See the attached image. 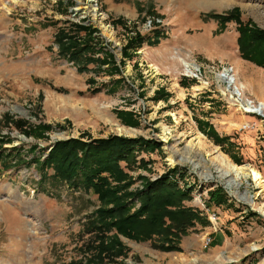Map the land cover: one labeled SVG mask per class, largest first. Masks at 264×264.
I'll return each mask as SVG.
<instances>
[{"label":"rangeland","instance_id":"1","mask_svg":"<svg viewBox=\"0 0 264 264\" xmlns=\"http://www.w3.org/2000/svg\"><path fill=\"white\" fill-rule=\"evenodd\" d=\"M235 7L249 27L264 30V0H0V264H264V191L249 177L228 184L204 153L217 148L264 179V118L248 112L235 94L240 89L264 106V65L242 56L235 20L208 15ZM70 21L96 29L92 35L114 54L119 72L107 66L98 74L77 72L58 54L55 34ZM155 29L158 44L134 43L122 55L136 33L152 37ZM253 51L261 57L264 45ZM188 62L196 71H186ZM224 68H232L234 83H221L230 78ZM4 115L24 120L27 128L49 127L42 137L25 135ZM117 125L135 131L119 134ZM214 133L227 141L215 142ZM110 134L161 141L159 149L136 150L129 167L121 163L131 179L128 190L141 191L146 181L175 168L177 187L191 188L183 204L199 218L168 242L156 234L145 240L117 234L122 254L96 257L88 245L98 239L88 223L102 206L97 194L84 189L81 175L72 185L51 168L41 174L33 160L43 159L56 140ZM218 186L229 205L208 206ZM200 195L203 207L194 200ZM126 203L130 212L140 207L137 196ZM161 243L174 248L161 249Z\"/></svg>","mask_w":264,"mask_h":264},{"label":"trees","instance_id":"2","mask_svg":"<svg viewBox=\"0 0 264 264\" xmlns=\"http://www.w3.org/2000/svg\"><path fill=\"white\" fill-rule=\"evenodd\" d=\"M208 15L222 23L235 20L239 24L238 44L242 56L264 65V52L261 57H257L253 51L256 44L264 45V30L249 27L246 22L241 20L236 7L226 14L209 13ZM119 20L121 18H118L116 22ZM69 25L67 29H58L54 39L57 41L58 54L72 62L77 72L92 71L98 74L105 70L103 66H107L106 68L112 72L120 71L114 54L103 49L104 47L92 35L96 31L94 27L74 21H70ZM160 34L161 32L158 30L154 31L152 37L136 33L123 47L122 55L127 56L126 49L134 43L138 46L142 42H147L148 45L158 44ZM122 81L123 77L114 79L115 84H120ZM87 82L91 86L95 83V79L89 77ZM88 90L91 93H96L100 91V87H88ZM108 90L111 91L112 88ZM118 114L121 116L131 115L130 112L124 111H118ZM4 119L6 122L12 123L23 134H32L35 137H42V132L49 127L47 124H38L35 127L27 128L26 122L22 119H12L7 115H4ZM82 138L83 136L56 140L51 145L48 154L43 159L35 158L33 163L41 174L45 169L51 168L54 170L55 178L66 180L72 185L78 184L76 178L81 175L80 181L84 189L97 194L102 206L95 211L88 223V230L95 231V236L98 239L96 245H88V247L94 248L96 257H101L104 252L113 256L122 254L121 241L117 234L135 240H145L156 234L161 235L168 242V236L172 232H185L186 227L192 225L199 218L195 211L183 204L185 200L189 199L191 188L182 191L177 187L172 177L175 168L161 174L156 180L146 181L141 191L131 192L128 190L131 179L121 163L123 162L129 167L135 163L136 150L159 149L162 145L161 141L142 136L127 137L116 134L99 138L90 137L86 140ZM212 138L220 144L228 139L227 136L220 137L217 133H214ZM35 148L37 145L33 146V149ZM231 156L237 163H242L239 157ZM140 163L143 165L144 160L140 159ZM132 195L137 196L140 200V207L134 212H130L126 203V198ZM212 203L216 206L224 203L229 205L219 186L209 192L207 205L210 206ZM253 214L255 212H249L250 216ZM112 230L116 236L112 235L113 237L106 243V235ZM158 247L164 250L174 248L170 244L162 243Z\"/></svg>","mask_w":264,"mask_h":264},{"label":"bare ground","instance_id":"3","mask_svg":"<svg viewBox=\"0 0 264 264\" xmlns=\"http://www.w3.org/2000/svg\"><path fill=\"white\" fill-rule=\"evenodd\" d=\"M224 79L220 80L221 82ZM198 88V87H197ZM264 102V101H263ZM115 131L119 134H128L132 135L134 133V129L125 128L117 125ZM200 136H202L199 133ZM196 149V148H195ZM204 150V149H203ZM208 157V161L210 165L219 173V176L223 179H227L228 184H232L234 181L239 178L249 177L253 180L254 184L264 191V179L261 173L253 167H248L245 165H234L232 164L223 154H221L217 148H215L212 152L204 151ZM168 161L171 164H174L176 161L172 158V156H168ZM201 159L199 162L194 163V166L201 165ZM264 214V210H262Z\"/></svg>","mask_w":264,"mask_h":264},{"label":"built area","instance_id":"4","mask_svg":"<svg viewBox=\"0 0 264 264\" xmlns=\"http://www.w3.org/2000/svg\"><path fill=\"white\" fill-rule=\"evenodd\" d=\"M148 25H150V23H149ZM191 64H192V62H188L187 64L184 65L186 71H189V72H191V71H196V68H195L193 65H191ZM198 70H199V69H198ZM224 70H225L227 73L230 74V78H229V77H227L228 79L224 78L223 82H221V83H225V82H230V84H231V83H234V82H235V78H234V74H233V72H232V68H224ZM223 76H226V75H223ZM237 90H238V89H237ZM234 93H235V92H234ZM235 94H236L238 97L241 96V98H240L241 102H242L246 107L250 108L249 110H247L248 112L253 113V114H256V115H260L261 117L264 118V106H263V105L259 104V102H258V103L254 102V100H252V99L250 100V99H247V98L242 97L243 94L240 92V89H239ZM252 109H253V110H252ZM194 200L197 201V204H198L199 207H200V206H202V207L204 206V205H203V202H202L203 200H202L201 195H200L199 197L196 196V197L194 198ZM211 219H212V220H215V219H216V216H215L214 213L212 214ZM209 241H210V239L208 238V239L206 240V243H209Z\"/></svg>","mask_w":264,"mask_h":264},{"label":"crops","instance_id":"5","mask_svg":"<svg viewBox=\"0 0 264 264\" xmlns=\"http://www.w3.org/2000/svg\"><path fill=\"white\" fill-rule=\"evenodd\" d=\"M214 238H216V236H214Z\"/></svg>","mask_w":264,"mask_h":264}]
</instances>
